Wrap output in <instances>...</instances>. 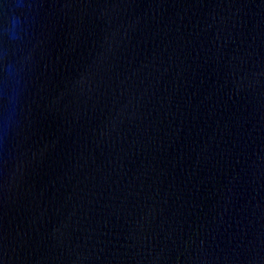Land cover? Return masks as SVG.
Wrapping results in <instances>:
<instances>
[{
    "label": "water",
    "instance_id": "95a60500",
    "mask_svg": "<svg viewBox=\"0 0 264 264\" xmlns=\"http://www.w3.org/2000/svg\"><path fill=\"white\" fill-rule=\"evenodd\" d=\"M0 264H264V0H0Z\"/></svg>",
    "mask_w": 264,
    "mask_h": 264
}]
</instances>
